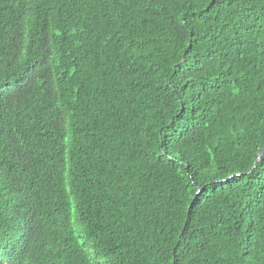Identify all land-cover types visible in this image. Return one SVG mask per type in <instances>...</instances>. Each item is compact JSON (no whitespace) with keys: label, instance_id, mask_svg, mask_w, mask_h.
I'll list each match as a JSON object with an SVG mask.
<instances>
[{"label":"trees","instance_id":"1","mask_svg":"<svg viewBox=\"0 0 264 264\" xmlns=\"http://www.w3.org/2000/svg\"><path fill=\"white\" fill-rule=\"evenodd\" d=\"M263 148L264 0H0V264H264Z\"/></svg>","mask_w":264,"mask_h":264},{"label":"water","instance_id":"2","mask_svg":"<svg viewBox=\"0 0 264 264\" xmlns=\"http://www.w3.org/2000/svg\"><path fill=\"white\" fill-rule=\"evenodd\" d=\"M261 153H264V148L259 152L258 157H257V161H256L254 167L256 166V164L258 163V161L260 160V158H261L260 154H261ZM252 171H253V170H252ZM252 171H251L250 173H252Z\"/></svg>","mask_w":264,"mask_h":264},{"label":"snow or ice","instance_id":"3","mask_svg":"<svg viewBox=\"0 0 264 264\" xmlns=\"http://www.w3.org/2000/svg\"><path fill=\"white\" fill-rule=\"evenodd\" d=\"M260 156H261L262 158H264V153H261Z\"/></svg>","mask_w":264,"mask_h":264}]
</instances>
